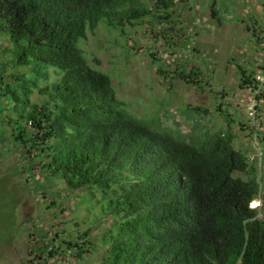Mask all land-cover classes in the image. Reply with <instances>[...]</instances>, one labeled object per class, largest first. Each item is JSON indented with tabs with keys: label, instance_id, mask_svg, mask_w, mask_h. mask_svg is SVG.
Here are the masks:
<instances>
[{
	"label": "trees",
	"instance_id": "obj_1",
	"mask_svg": "<svg viewBox=\"0 0 264 264\" xmlns=\"http://www.w3.org/2000/svg\"><path fill=\"white\" fill-rule=\"evenodd\" d=\"M178 1L0 0V119L46 174L70 189L97 186L104 213L128 217L113 220L103 235L109 247L100 264H264V215L250 207L260 180L247 154L233 147L230 130L193 127L185 134L178 122L173 129L158 115H135L80 46L101 23L121 33L148 20L165 29L178 23ZM239 71V85L264 98L255 78L260 70ZM172 72L198 89V68ZM34 91L40 99H31ZM83 244L59 241L35 259L46 264L62 250L82 257Z\"/></svg>",
	"mask_w": 264,
	"mask_h": 264
},
{
	"label": "rangeland",
	"instance_id": "obj_2",
	"mask_svg": "<svg viewBox=\"0 0 264 264\" xmlns=\"http://www.w3.org/2000/svg\"><path fill=\"white\" fill-rule=\"evenodd\" d=\"M137 1L152 5V0ZM212 7L218 9L215 18ZM173 18L178 23L166 22L165 29L148 20L127 26L124 33L101 23L80 46L91 65L110 76L117 98L135 115H158L173 129L178 122L185 134L193 127L229 129L233 147L247 154L257 172L261 190L250 207H259L263 216L264 98L256 99V92L239 85V68L249 74L264 66V0H180ZM178 66L201 71L198 89L173 77ZM31 99L40 96L34 91ZM219 103L224 116L216 111ZM187 105L208 108L209 113ZM10 134L0 119V264H29L67 239L84 242L82 257L62 250L60 256L47 257L46 264H100L109 247L103 235L128 217L105 214L106 199L97 186L70 189L61 178L46 174L39 158L28 156ZM235 175L247 178L248 173ZM85 230L88 237L82 236Z\"/></svg>",
	"mask_w": 264,
	"mask_h": 264
},
{
	"label": "built area",
	"instance_id": "obj_3",
	"mask_svg": "<svg viewBox=\"0 0 264 264\" xmlns=\"http://www.w3.org/2000/svg\"><path fill=\"white\" fill-rule=\"evenodd\" d=\"M255 78L260 83V85H263L264 84V69H261L259 72H257ZM33 262H34L33 264H44L38 260L33 261Z\"/></svg>",
	"mask_w": 264,
	"mask_h": 264
}]
</instances>
